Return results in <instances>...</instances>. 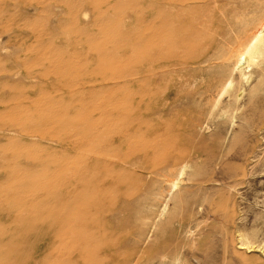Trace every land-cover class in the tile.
<instances>
[{"label":"bare ground","instance_id":"6f19581e","mask_svg":"<svg viewBox=\"0 0 264 264\" xmlns=\"http://www.w3.org/2000/svg\"><path fill=\"white\" fill-rule=\"evenodd\" d=\"M86 3L87 6L90 4V2ZM112 6L114 4L111 8ZM93 9L92 13L96 15L97 8L94 6ZM65 12L68 13V11ZM78 12L81 14L79 9ZM243 14L245 16L242 18ZM142 15L145 28L140 30H118L112 35L113 29H116L114 24L102 25V28L92 31L91 29L87 31L86 25L83 24L86 34L76 29V34H84L80 36V40H76L74 44L67 40L69 54L77 53L83 57V60L73 57L63 60V65L59 63L60 61L55 62L59 63V69H56L60 71L58 78L61 82L58 85L60 88L69 89V93L65 94H73L78 97V100L81 92L78 94V91L73 90L76 86L83 87L82 92L88 90L90 93L87 98H82L81 95L80 104L76 108L64 105V102H67L65 96L52 95L54 90L51 91L48 84L41 92L34 90L33 83L19 84L17 81L7 84L5 81V84H0V170L8 167L11 169L9 173L0 171V199L15 200L20 206H23L27 200L28 205L35 203L36 198L33 196L26 199L25 191L19 192L21 194L14 197L16 191L13 194L12 189L2 185L17 183L19 189L21 185L18 184L25 182V184L30 183L31 185L27 184V186L34 187V190L39 189L42 180L30 177L31 175L28 178L24 177L25 175L20 171L29 169L32 164L37 165L38 161L32 159L31 154L37 148L50 147L41 144L44 140L53 141L48 135L50 132H62L60 139L57 140L65 142L64 144L70 143L69 153H72L70 156L74 157L81 152L82 146L86 144L96 148L86 154L81 152L74 162L68 158L62 160L59 156V160L63 162L60 164L57 177H65L63 180L67 187L47 188L45 195L49 197L48 203H43L44 205L34 210L32 215L23 216L19 211L0 209V220L17 221L15 226L22 228L0 233V264H102L103 259L110 253L113 264H137L153 223L148 226L142 239L134 247H129L119 254L109 252L108 249L114 248L119 241L109 238L107 240V235L113 236L114 231L108 234L106 230L108 228L105 227L108 219L103 217V213L105 211L115 213L125 208V204L116 196L117 194L110 199L109 195L115 191L112 188V181L120 180L123 185H126L130 178V181L138 183L148 172L149 162H161L167 167L166 171L161 173L164 175L161 182L170 181L169 192H172L180 189L181 176L185 168L189 166L187 162L182 163L174 157H167L171 138L164 144L163 141L156 140V137L153 140H150L151 138L147 140L146 138H149V134L154 133L155 129L148 127L147 131H139L135 128L139 125L138 122H143L145 114L134 118V115H125L116 111L112 113L102 111L100 113L106 115L104 118L96 116L95 112H99L107 105L122 102L125 108L132 110L136 108V104L139 106L147 103L150 108L149 113L153 114L157 111L161 113L174 102L169 98L171 94L180 97L187 93L191 96L192 92L202 93L208 102L214 101V105H217L220 98L234 85L236 77L244 80L249 88L247 90H262L264 67L258 66L254 72H250V69L256 64L254 59L257 52L264 54V0H145ZM105 16L112 18L114 14L110 12ZM133 20L136 19L133 18ZM79 24H81L80 20L77 25ZM66 34V37L60 34L58 36L67 39L68 34ZM55 36L57 39V35ZM68 38L71 39V37ZM47 39L43 42H47ZM57 45L59 47V44ZM64 46L65 44H62L65 50L66 46L65 48ZM127 46H133L131 54L125 53ZM142 48L144 51L140 50ZM2 49L0 48V51ZM57 49L62 51L60 47L55 50ZM46 50L45 52L48 53L49 51ZM123 53L127 57H123ZM133 54L135 56L137 54L138 57L135 58ZM58 55L60 54L57 53ZM54 56L53 58L50 56L52 60ZM59 58L62 59L61 56ZM18 60L12 61L14 65L8 69H0V76L7 73L15 76L16 67L20 62ZM94 63L99 65L95 66ZM35 69L38 71L37 68ZM254 74L257 75L255 83L251 79ZM45 75L48 74L45 73ZM191 83H197L198 87L192 88L190 92L189 89L186 90V87ZM135 85L138 90L131 92L130 89L132 90ZM154 87L158 88V92H153L155 94L150 96L149 93ZM30 88L32 92H26ZM98 88H104L108 94L104 98H97ZM245 90L244 85L239 86L234 99L238 101L242 98ZM29 104L35 105V109L27 108ZM55 107H60V110H56ZM114 122L117 123L114 125ZM198 123L195 125H199ZM76 130H80L79 133H76ZM77 134H79L78 137ZM35 136L43 141L34 143L31 137ZM152 151L156 153L154 152V157L150 158ZM139 153L146 154L144 155L146 160H135V154ZM131 156L135 166L140 167L141 174H130L129 166L123 164L128 162ZM212 157L215 159V156ZM21 158L25 162H20ZM225 159L226 155L219 156L217 164H225ZM57 163L56 165L53 163L52 167L57 168V165L59 166ZM174 171H177V174L171 178V173ZM212 180L211 175L206 178V181ZM79 188L80 190L76 192ZM163 191L165 188L160 189V198L163 196ZM119 192L124 198H130L137 194L138 190L123 189ZM147 205L148 215H153L156 204L149 201ZM28 236L34 237V243H31V246L24 244ZM102 236L103 241L100 239ZM129 236H134L132 229H126L122 239L126 240L125 238ZM240 244L239 246L243 248L246 243ZM104 245H108L109 248L103 250ZM247 247L249 251L253 250L252 245ZM111 256L109 255V258Z\"/></svg>","mask_w":264,"mask_h":264},{"label":"rangeland","instance_id":"374dc122","mask_svg":"<svg viewBox=\"0 0 264 264\" xmlns=\"http://www.w3.org/2000/svg\"><path fill=\"white\" fill-rule=\"evenodd\" d=\"M102 1L104 2L103 5ZM86 2H90V4L87 6ZM113 4L114 6L111 8ZM97 5L100 6L98 7ZM94 6L98 10L95 11L98 13H96L97 16L92 13L95 10L93 9ZM109 6L110 8H107ZM144 6L145 0H1L0 48L3 49L0 51V69L6 70L13 66L14 62L12 61L14 60L17 61L19 59L18 61L20 62H18V67H16L15 76L12 73L11 75L3 73L4 75L0 76V84H5V81L7 84L17 81L19 84L33 83V88L37 92L43 91L46 84H48V86L50 85L49 89L51 91L52 89L54 90L52 95L55 97L65 96L64 98L67 102H64V105L74 108L78 107L82 96V98L89 97V91L82 92L83 87L81 86L73 88L74 91H78V94L81 92L78 100V97L73 96V94H65L69 93V89L60 88L58 85L61 82L60 78H58L60 71L58 72L57 70L59 69V63L62 64L63 60L73 57L83 60V57L77 53L69 54L67 51V40L72 44L76 40H80V36L83 33L76 34L75 30L78 29V31L85 33L83 24L86 25L87 31L90 29L91 31L97 30L109 23L114 24L116 29H113L112 35L118 30L129 31L130 29L140 30L143 27L145 28V21L142 15ZM77 8L81 14H79ZM65 11H68V13ZM110 12L114 14V17L108 18L105 16L106 13ZM116 12L119 13L117 14ZM55 13L56 16H54ZM100 14L102 16L99 17ZM244 16L245 14H243L242 18ZM66 17H68V21ZM133 18L136 20H133ZM63 19L67 22L63 21ZM79 20L80 26L77 25ZM60 23H62V27ZM127 23H133L134 25L132 24V27V25ZM99 24L101 25L99 26ZM31 33L35 35L33 36ZM52 33H56L57 39ZM57 33L64 37H66L65 34L67 33L68 35H66L71 37V39L59 37ZM49 36L51 37L49 38ZM46 39L47 42H43ZM55 40L57 41L55 42ZM48 44L50 45L48 46ZM57 44H59L62 51L55 50L59 48ZM62 44H65V50ZM44 48L45 50L48 48L46 51L49 52L46 53ZM50 48L53 50L51 51ZM125 49L126 54H131L133 46H127ZM140 50L144 51L143 48ZM56 51L60 54L58 56H61V60L55 53ZM37 54L40 57L36 56ZM126 54L123 53L122 56L127 57ZM54 55L57 56V59ZM12 56L14 58L16 56L17 59L11 58ZM50 56L52 58L54 56V60ZM137 57L138 55L136 54L135 58ZM55 62L59 63L56 64ZM254 62L256 64L250 69V72H254L258 66L264 67V54L257 52ZM94 65L98 66L99 64L94 63ZM42 68L45 69L43 70ZM37 72L38 74L36 75ZM45 73L48 75H45ZM32 74L35 75L33 76ZM251 79L255 83L257 75L254 74ZM241 85H244L246 90L242 98L237 101L234 96ZM197 87V83H191L186 87V90L188 91L189 89L190 91ZM98 89L97 98H104L108 94V91H105L104 88ZM247 89L249 88L244 80L236 77L234 85L220 98V102L217 105H214V101L208 102V99L202 93L192 92L191 94L194 96L184 93L180 96L181 98L171 94L169 98L174 102L171 106L165 108V111L161 112L162 114L158 111L153 114L149 113L150 108L147 103H142L139 106L136 104V108L132 110L125 108L122 102L115 105H107L105 108L100 109L99 112H95L96 116L104 118L106 115L100 113L102 111L109 113L116 111L125 115H134V118L145 114L143 122L136 121L139 125L135 128L139 131H147L148 127L154 128L155 132L149 134L150 137L146 138L147 140L150 138V140H153L156 137V140L163 141L164 144L171 138L172 140L166 154L167 157H174L182 163L187 162L189 166L185 168L181 176L180 189L172 192H169L170 181L161 182L164 178L161 173H164L167 169L161 162H149L148 172L144 179L141 178L138 183L130 181V178L126 185H123L120 180L112 181V188L115 191L109 195L110 199L117 194L116 196L122 199V203L125 204V208L115 213L110 211L103 213V217L108 219V223H105V227L108 228L106 229L108 234L114 231L113 236L107 235V240L109 238L119 241V244L117 243L112 249H108L109 246L104 245L103 250L108 249L109 252L113 251L115 254H119V252L129 247H134L140 242L148 226L153 223L148 239L141 249V257L137 264H264V85L262 90L249 91ZM135 90H138L137 85L133 86L132 90L130 89L131 92ZM156 91L158 92V88L154 87L149 95L157 93ZM26 92H32L31 88L26 90ZM27 108L35 109V105L29 104ZM55 109L59 111L60 107H55ZM177 110L178 112H176ZM194 122H199V125H195ZM116 123L114 122L113 124L115 125ZM39 130L45 132L43 129ZM76 131V133H79L78 131L80 130ZM61 133V131L50 132L48 135L53 139L51 142L49 140H40L36 136L31 137L34 143L43 141L41 144L46 147L49 145L50 147L48 149H35L31 157L38 161V166L32 164L33 166L30 165L31 167L27 168V171L21 170L20 172L25 175L24 177L28 178L31 175L30 177H37L38 180H42L41 188L34 190V187L29 186L31 185L30 183H27L29 184L28 187L25 182L18 184L19 186L21 185L20 190L17 188V183L15 184L16 186L11 183H9L10 186L7 184L8 187L7 185H2L12 189V193L16 191V195L13 193L14 197H18L21 194L19 192L25 191L27 193L26 199L33 196L36 198L35 203L28 205L29 201L27 200L23 206H20L15 200L3 201L0 199V209L6 208V210L19 211L23 216L32 215L34 210L44 205L43 203H48L49 197L45 195L47 188L54 186V188L58 187L57 189H64L67 187L65 186L66 182L64 183L63 180L65 177L62 175V177H57L58 170L61 167L60 164L63 162L61 159L59 160V156L62 160L68 158L74 162L81 152L86 154L96 149L86 144L82 146L81 152L74 155V157L70 156L72 155V153H69L70 143L64 144L65 142L57 140L60 139ZM154 152L156 153V151L150 152V158L154 157ZM144 155L146 154H135V160H146ZM222 155H226L224 160L226 165L217 164L219 156ZM212 156H215V159ZM132 158L131 156L128 162H123V164L129 166L130 174H141L140 167L135 166V161ZM20 162L25 161L21 158ZM53 163L55 165L57 163L59 166L57 165V168L56 166L52 167L54 166ZM0 171L9 173L11 169L9 167L2 168ZM176 174L177 171H174L170 177L174 178ZM210 175L213 180L211 182L206 181V178ZM161 188H165V191L162 192V198H160L159 194ZM123 189H136L138 193L130 198H124L119 192V190ZM79 190L80 188L76 192ZM149 201L156 204L153 215H148L147 202ZM5 221L0 220V233L10 232L16 228L20 230L21 227L15 226L17 221ZM126 229H132L134 236H129V239L125 238L126 240H124L122 239V234ZM100 239L103 241V236ZM33 241L34 237L28 236L23 242L31 246V243H34ZM240 243L246 244L241 248L239 246L241 245ZM247 245H252L253 250L249 251ZM4 247L6 246L4 245ZM109 255L111 256V253ZM109 255L103 259L102 264L114 263L112 256L109 258Z\"/></svg>","mask_w":264,"mask_h":264}]
</instances>
